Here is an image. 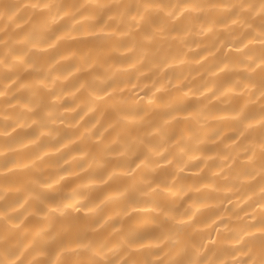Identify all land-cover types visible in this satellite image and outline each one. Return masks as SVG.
Segmentation results:
<instances>
[{
    "label": "clouds",
    "instance_id": "clouds-1",
    "mask_svg": "<svg viewBox=\"0 0 264 264\" xmlns=\"http://www.w3.org/2000/svg\"><path fill=\"white\" fill-rule=\"evenodd\" d=\"M0 264H264V0H0Z\"/></svg>",
    "mask_w": 264,
    "mask_h": 264
}]
</instances>
